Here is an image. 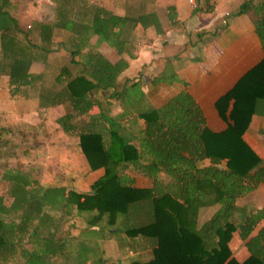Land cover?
<instances>
[{
	"label": "trees",
	"instance_id": "16d2710c",
	"mask_svg": "<svg viewBox=\"0 0 264 264\" xmlns=\"http://www.w3.org/2000/svg\"><path fill=\"white\" fill-rule=\"evenodd\" d=\"M49 1L52 16L25 30L7 12V0H0V76L7 78L11 97L40 82L29 73L31 64L38 54L54 52L50 48L53 30L66 32L68 46L62 42L61 48L81 71L44 101L50 99L51 107L63 106L54 124L61 133L77 139L88 169H102V175L87 192H76L63 186L43 187L24 172L3 169L0 183L6 184V190L0 196V264H120L98 254L96 239H90L95 233L89 231L92 227L98 233L120 236L126 245L136 238L153 241L148 260L126 264H264V224L250 235L263 220V212L234 218L235 200L264 186V158L259 159L241 139L256 103L264 98V0H240L229 13L251 17L263 57L215 101L214 109L226 123L220 133L195 125L196 113L192 115L186 95L174 96L158 108H141L143 93L138 82L125 81L116 91V79L132 58L125 45L142 32L135 28L155 21L153 15L119 17L88 0ZM166 11L167 20L175 22L174 9ZM30 36L40 44L34 45ZM91 38L96 45L90 44ZM103 42L119 56L115 63L97 51ZM166 81L180 82L169 73L151 83ZM96 93L124 107L116 118L100 112L102 127L90 125L87 119L93 107L101 109ZM129 115L135 119L125 129L120 121ZM135 120L143 127L131 140L123 129L130 133ZM203 160L208 165L200 166ZM124 170L145 177L151 186L136 187L134 177L122 176ZM160 173L169 178L167 187L158 185ZM213 205L217 211L196 227V211ZM69 216L83 217L85 230L79 238H57L59 222ZM3 224L8 227L6 232ZM233 232L248 252L241 263L232 259L227 246Z\"/></svg>",
	"mask_w": 264,
	"mask_h": 264
},
{
	"label": "crops",
	"instance_id": "0c3cea01",
	"mask_svg": "<svg viewBox=\"0 0 264 264\" xmlns=\"http://www.w3.org/2000/svg\"><path fill=\"white\" fill-rule=\"evenodd\" d=\"M99 7L107 9L112 14L122 17L129 15H153L154 24H149L145 28H135L137 33L129 38L125 47L129 51L128 67L116 79V91H120L125 81L138 82L140 90L143 93L142 106L158 108L163 105L168 99L179 94L186 95L193 107L190 111L192 115L196 113L194 121L198 128H205L212 133H220L226 128V123L223 122L217 115L214 109L215 101L226 91H228L237 80L247 71L258 64L263 55L260 49L259 42L252 31V21L249 15H241L237 17L229 16L233 10L236 9L240 0H88ZM6 10L23 28V22L31 23L40 22L44 18H50L53 12V4L49 0H35V4L27 8L29 12L25 14L23 7L19 0H7ZM171 7L176 14L175 22L167 20L166 8ZM194 9H198L196 12ZM155 15L157 18H155ZM28 20V21H27ZM158 34V35H157ZM62 35L63 40L58 38ZM157 35V36H156ZM138 36V37H137ZM16 39L21 44H25L22 37L17 36ZM34 45H39V40L35 36L31 41ZM65 43L68 46V37L66 32L62 30H53L51 46L54 52L47 55L38 54V58L31 64L29 73L33 76H38L43 83L46 78H49L48 87L39 89L21 88L13 97L23 98V102L14 105L12 101L9 105L18 108V106L29 105V111L36 119L35 111L46 112L48 115L54 113L52 121L63 114V106H49L50 101L45 102L44 98H50L56 94L60 88L67 83L72 77L78 75L81 67L70 63L69 57H62L60 66L53 69L52 75L47 73L50 57L57 53V49H62L61 44ZM91 45H96V39L91 38ZM131 49V51L129 50ZM100 43L97 45V51L106 58L109 62L115 63L119 56L114 49ZM124 54V53H123ZM125 55V54H124ZM64 58V60H63ZM173 73L180 81L178 83L162 82L153 85L151 81L163 74L168 76ZM123 78L121 86H118L119 79ZM6 83H7V78ZM38 80V81H39ZM59 82V83H58ZM7 85V84H6ZM8 87V86H7ZM44 87V86H43ZM32 92L26 95V91ZM9 90V89H7ZM10 97V96H9ZM97 101L101 104V109L93 107L87 114V119L92 126H103L102 119L99 113L103 112L105 116L116 118L121 115L123 108L118 101L105 99L106 95L96 93L94 95ZM11 98V97H10ZM19 100H17L18 102ZM12 107L7 109L12 110ZM144 107V108H145ZM17 113L22 122L24 117L21 116V109H17ZM131 115H134L132 111ZM124 116L123 121H120V126L127 128L131 123V119L135 117ZM191 115V116H192ZM134 127L131 128L130 133L124 130L127 137L131 140L135 139L137 131L143 127L139 120L132 122ZM25 125V124H24ZM34 127V125H30ZM56 130L57 126L53 125ZM130 127V126H129ZM28 128V125H25ZM127 131V132H126ZM32 135V134H31ZM61 146H58L56 141H35L46 145L45 157L51 159L67 160L68 158H79L78 153L72 151V144L67 136L61 134ZM244 144L259 158H264V98L260 99L254 108V113L250 118L248 126L241 136ZM51 143L55 145L52 147ZM133 143V142H132ZM49 153V154H48ZM83 157V156H82ZM86 170L81 174L82 178L76 180L71 189L76 192H87L89 186L102 175V169L90 171L84 161ZM208 160L200 162V166L208 165ZM74 176H78L76 170H72ZM66 174L64 177L61 173H53L51 186L67 187ZM101 174V175H100ZM122 176L134 177L135 186L148 188L150 182L143 176L132 172V170H124ZM158 185L167 187L170 183L169 178L160 173L157 178ZM235 219L242 220L248 214L263 212L264 215V186L258 185L256 189L248 194L239 197L235 200ZM218 206H207L199 208L195 214V225L199 227L203 222L209 219ZM81 220L78 225L69 219ZM63 223L59 224L56 231V237L61 238L66 236L68 238H79L80 233L85 230L83 217L69 216L64 218ZM63 224L66 227L62 230ZM264 224V218L259 222L258 226L253 229L251 236ZM89 231L95 232L92 237L98 240V254L102 259L111 258L120 264H126L130 260L145 261L151 257V251L155 247L153 241L138 239L126 245L120 236L112 234L98 233L96 227H92ZM228 249L232 259L241 263L248 257V252L244 246V242L240 240L236 232H233L228 242ZM122 260V261H120Z\"/></svg>",
	"mask_w": 264,
	"mask_h": 264
},
{
	"label": "rangeland",
	"instance_id": "374dc122",
	"mask_svg": "<svg viewBox=\"0 0 264 264\" xmlns=\"http://www.w3.org/2000/svg\"><path fill=\"white\" fill-rule=\"evenodd\" d=\"M19 2L24 5L22 6V10L25 14L29 12L27 8L33 6L36 3L35 0H19ZM155 18H157L156 15ZM150 22L151 24H154V21L152 22L151 20ZM29 24L30 22H23L22 27L25 30H28L27 25ZM58 38L62 40L64 39L62 35H59ZM30 39L32 41L33 36H30ZM112 50L113 49H111L110 51ZM129 50L131 51L130 48ZM67 54L68 53L66 50L57 49V53L53 54L50 57L46 72L52 75L53 69L60 66L62 63L60 55H62V57H69L70 55L68 56ZM48 82L49 78H46L43 83L41 81L34 82L32 84L33 88L31 90H33L37 86L39 87V89H45L48 87ZM122 82L123 78H120L118 86H121ZM6 84L7 83L5 76H0V174L3 169H17L21 172L28 174L31 178L35 179L41 186L46 187L49 184H52V180L57 181L55 180L57 177L55 179L52 178L54 177L53 173H61L63 177L64 174L67 173L65 176L67 178V183L64 184H66L67 187H71L73 184H75L76 180L82 178L81 174L84 172V170H86L85 164L82 161L83 155L80 153L77 147V139L69 138L68 140H70V143H73V147L71 150H75V152L78 153L77 155H80L79 158H76L75 156L72 157V159L68 158L67 160H63V158L51 159L48 156L45 157L47 146L40 143H35V141H56L58 146H61V142H63L62 138L60 137L62 133L59 130H56L53 126L54 124H52V118L54 117V113L48 115L46 112L35 111V119L32 117L33 114L31 113V111H29V109L31 108L29 105L18 106V108L10 106V101H12L14 105L20 103L26 104L27 102H23L22 97H20V99H17L16 96L12 98L10 96L9 90H7L9 88ZM28 90L29 91H26L25 94L30 96L32 92L30 91V89ZM17 100L19 101L17 102ZM10 107H12V110L8 111L7 109H9ZM17 109H21V116L24 117L23 121L26 122H22L20 120V115H18ZM24 124L28 125V128H25ZM30 125H34V127H31ZM54 145V143H51L52 147ZM72 170H76L78 176H74ZM5 190L6 184L0 183V196L4 195ZM50 214L51 217H57V214H54L53 212H50ZM69 221L74 222V224L78 225L81 220L71 218L69 219ZM58 222L59 221L53 219V224H58ZM60 223L63 222H59V224ZM65 227L66 224H63L62 230ZM2 229L4 232H6V229H8V227L3 224ZM110 230L112 229L110 228ZM100 233L108 234L107 232L102 233L101 231ZM92 238L95 237L91 236L90 239L92 240ZM95 239L98 240L97 238ZM106 260L110 263L115 261L111 258H106Z\"/></svg>",
	"mask_w": 264,
	"mask_h": 264
}]
</instances>
